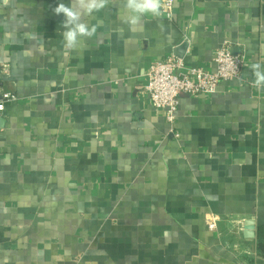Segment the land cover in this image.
<instances>
[{"label": "crops", "instance_id": "0c3cea01", "mask_svg": "<svg viewBox=\"0 0 264 264\" xmlns=\"http://www.w3.org/2000/svg\"><path fill=\"white\" fill-rule=\"evenodd\" d=\"M59 2L0 0V90L18 97L0 112V264H264V0H176L133 29L109 0L67 57ZM183 42L189 66L215 70L225 43L244 66L181 96L172 126L146 86Z\"/></svg>", "mask_w": 264, "mask_h": 264}, {"label": "built area", "instance_id": "2783aa9c", "mask_svg": "<svg viewBox=\"0 0 264 264\" xmlns=\"http://www.w3.org/2000/svg\"><path fill=\"white\" fill-rule=\"evenodd\" d=\"M175 1L161 0V14L165 18L173 19ZM213 62L216 65L215 70L189 66L183 58L177 56H169L151 64L146 92L152 106L163 111L172 126L177 119L181 96L211 94L216 92L222 81L239 78L244 66V56L235 54L231 45L225 43L215 51ZM17 98L12 92L0 90V112ZM217 222V216L207 217L210 229H216Z\"/></svg>", "mask_w": 264, "mask_h": 264}, {"label": "clouds", "instance_id": "9594fccd", "mask_svg": "<svg viewBox=\"0 0 264 264\" xmlns=\"http://www.w3.org/2000/svg\"><path fill=\"white\" fill-rule=\"evenodd\" d=\"M109 0H69L68 3L59 2L52 12L56 15L63 14L62 38L63 55L67 57L75 51L83 38H92L97 33L98 24L89 25L87 17L93 13H99L107 8ZM123 8L127 11L128 17L125 23L130 29L135 28L148 15L159 17L161 15V0H124ZM86 17V19H85ZM250 70L254 76L253 83L259 90H264V65L255 61L251 64Z\"/></svg>", "mask_w": 264, "mask_h": 264}, {"label": "water", "instance_id": "95a60500", "mask_svg": "<svg viewBox=\"0 0 264 264\" xmlns=\"http://www.w3.org/2000/svg\"><path fill=\"white\" fill-rule=\"evenodd\" d=\"M187 48V43L183 42L182 46L177 48L175 55L177 57L183 58ZM245 235L248 238H253L255 236V224L251 220H247L244 224Z\"/></svg>", "mask_w": 264, "mask_h": 264}, {"label": "trees", "instance_id": "16d2710c", "mask_svg": "<svg viewBox=\"0 0 264 264\" xmlns=\"http://www.w3.org/2000/svg\"><path fill=\"white\" fill-rule=\"evenodd\" d=\"M257 249L260 256L264 257V227L258 229Z\"/></svg>", "mask_w": 264, "mask_h": 264}]
</instances>
